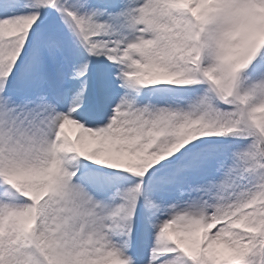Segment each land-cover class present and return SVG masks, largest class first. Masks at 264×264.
I'll return each instance as SVG.
<instances>
[{"label": "snow or ice", "instance_id": "obj_1", "mask_svg": "<svg viewBox=\"0 0 264 264\" xmlns=\"http://www.w3.org/2000/svg\"><path fill=\"white\" fill-rule=\"evenodd\" d=\"M0 264H264V0H0Z\"/></svg>", "mask_w": 264, "mask_h": 264}]
</instances>
